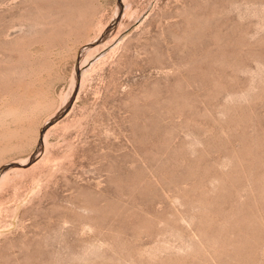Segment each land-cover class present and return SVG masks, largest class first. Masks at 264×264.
Wrapping results in <instances>:
<instances>
[{
    "label": "rangeland",
    "instance_id": "374dc122",
    "mask_svg": "<svg viewBox=\"0 0 264 264\" xmlns=\"http://www.w3.org/2000/svg\"><path fill=\"white\" fill-rule=\"evenodd\" d=\"M0 264H264V0H0Z\"/></svg>",
    "mask_w": 264,
    "mask_h": 264
},
{
    "label": "water",
    "instance_id": "95a60500",
    "mask_svg": "<svg viewBox=\"0 0 264 264\" xmlns=\"http://www.w3.org/2000/svg\"><path fill=\"white\" fill-rule=\"evenodd\" d=\"M41 140H42V135H41V139H40V142H39V144H41ZM13 166H16V165H13ZM13 166H12V165L5 166V167L3 168V170H2V171H6V170H8L9 168H12Z\"/></svg>",
    "mask_w": 264,
    "mask_h": 264
}]
</instances>
